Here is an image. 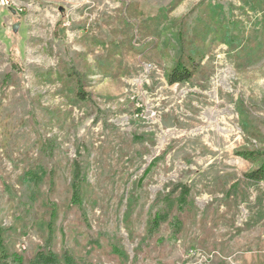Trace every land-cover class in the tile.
Returning <instances> with one entry per match:
<instances>
[{"label":"rangeland","instance_id":"374dc122","mask_svg":"<svg viewBox=\"0 0 264 264\" xmlns=\"http://www.w3.org/2000/svg\"><path fill=\"white\" fill-rule=\"evenodd\" d=\"M209 6L253 49L197 36ZM197 46L193 77L168 84ZM241 150L264 151L257 0H0V224L12 250L42 243L35 219L51 199L52 248L79 264H264V181L246 175L263 158ZM76 162L81 206L70 205Z\"/></svg>","mask_w":264,"mask_h":264},{"label":"trees","instance_id":"16d2710c","mask_svg":"<svg viewBox=\"0 0 264 264\" xmlns=\"http://www.w3.org/2000/svg\"><path fill=\"white\" fill-rule=\"evenodd\" d=\"M264 0H257V5L260 6V10H262V2ZM260 3V4H259ZM206 15V22L201 21L195 27L196 30L193 31L197 34H208L212 33L213 35L216 32L221 34L220 38L225 39V41L232 45L234 43H241L240 48L252 50L253 44L256 42V38L246 37L245 40L240 39L238 42V38L233 32V29L237 26L234 19L231 17H227V20L224 18L217 19V8L209 6V12ZM224 16V15H223ZM204 24V25H203ZM200 27V28H199ZM237 32H240L236 30ZM182 32V31H181ZM218 35V34H217ZM196 36V37H197ZM196 37H190L188 40L193 41ZM183 46L185 45V41L182 42ZM191 43V42H190ZM243 44V45H242ZM198 46L195 48L196 53L194 54L193 50H188L184 47L183 52L181 53L180 59L176 62L175 66L171 69V71L167 74V82L170 85L175 83H182L189 81L194 73L197 71L199 67V59H200V51L197 50ZM250 53V52H248ZM184 54H187L183 57ZM81 78V76L79 75ZM80 81V80H79ZM80 86L82 85L81 82ZM79 99H86L88 97V92H85L82 88L77 90L76 93ZM240 156L244 157L251 163L258 162L261 158H263V162L255 169L248 172L246 175L248 179L253 181H264V151L258 150H241L238 153ZM32 179H39L40 177L34 178L36 176L30 175ZM34 181V180H33ZM20 182V181H19ZM72 194H71V202L70 205H78L81 206L83 204L84 198L87 197V190L84 183V178L81 173V167L78 162L75 164L73 178L71 180ZM47 208V212L43 214L42 218L35 219L36 228L40 235V238L43 240L41 244L37 245L31 252H29L26 256L19 254L17 251L12 250L9 245L11 242V237L7 236V227L3 224H0V264H9V259L11 256H15L22 264L27 262L28 264H79V261L73 256V254L68 249H63L62 251L53 250V239H54V226L56 220L59 216L60 209L58 208V203L54 200H49L45 205ZM37 212V211H36ZM35 212V213H36ZM161 213L157 212L154 216L153 223L160 219ZM160 221V220H158ZM178 225V223H177ZM179 226V225H178ZM47 235V236H46Z\"/></svg>","mask_w":264,"mask_h":264},{"label":"water","instance_id":"95a60500","mask_svg":"<svg viewBox=\"0 0 264 264\" xmlns=\"http://www.w3.org/2000/svg\"><path fill=\"white\" fill-rule=\"evenodd\" d=\"M10 10H11L13 13H16V12H17V9L14 8V7H12V6L10 7ZM59 10H60V11H63V7H60ZM18 25H19L18 23H15V24H14V26H13L14 31H17V29H18Z\"/></svg>","mask_w":264,"mask_h":264}]
</instances>
